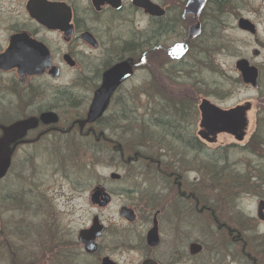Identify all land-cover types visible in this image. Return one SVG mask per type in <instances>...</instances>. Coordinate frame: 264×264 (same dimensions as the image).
Segmentation results:
<instances>
[{"label":"flooded vegetation","instance_id":"1","mask_svg":"<svg viewBox=\"0 0 264 264\" xmlns=\"http://www.w3.org/2000/svg\"><path fill=\"white\" fill-rule=\"evenodd\" d=\"M191 1L0 0V109L11 108V112L0 116V140H5L0 161L8 163L0 171V185L14 181L15 177L20 179L22 207L34 210L42 225V241L36 236L35 242L41 246V260L37 258V263L72 264L73 261H68L73 258L91 264L88 260L96 258L99 264H227L228 259V264H264V257H252L247 253L246 240L229 229L227 235L234 247L219 251L209 256L210 259L204 256L207 251L200 240H189L184 228L175 249L164 242V230L168 231L171 221L178 215L185 218L186 203H191L198 214L207 213L225 229L234 219L221 217V194L229 187L220 191L219 184L225 180L227 186L247 197V186L251 189V179L257 180L264 162L259 155L247 154V150L254 151L252 142L261 140L264 145V124L263 118L260 119L264 112L261 104L264 102V23L258 20L264 13V0H260L258 7L255 0H197V6L187 13ZM243 21L247 29L240 26ZM195 26L198 33L191 37L190 30ZM227 32H238L246 39L247 55L237 57L236 61H247L251 77L244 85L256 91L261 102L251 99L244 105L223 108L219 100L212 103L203 98L193 112L194 127L185 121H168V117L171 119L168 112L162 119L152 114L153 127L156 122L168 124V129L158 126L165 131L162 138L180 149L179 152L164 149L160 155L165 167L164 171L159 167L157 170L164 182V191L158 193V196L163 194L160 203H153L158 198L146 187H131L132 190L119 185L123 176L117 172L92 186L84 179H76L77 189L70 187L65 203H70L71 195L77 192H88L91 205L105 214L103 220L100 215L91 221L92 225L98 218L103 231L95 240L96 250L88 253L79 236L91 225L78 234H69L62 225L66 213L59 211L56 200L39 191L34 174L14 173L12 162L20 156L29 167V162L37 161L40 155L42 160L58 161L90 159L94 154L124 163L119 127L124 122L139 124L140 120L139 107H130L127 99L150 98L162 92L163 95L174 93L176 97L178 91L173 87L186 81L189 53L194 49L224 46L228 43ZM221 33H224L222 42ZM182 45L188 48L187 52L181 58H172L170 51ZM144 66L148 83L140 91L134 90L135 74L145 72L139 68ZM159 74L166 83L163 86ZM109 89L102 114L91 120L97 94ZM204 101L213 106L205 115L200 110ZM181 111L179 106L172 112ZM182 146L194 148L196 157L203 159L195 186L190 187L196 191L192 190L193 193H188L182 169L177 167L183 157ZM172 152L181 155L174 170L170 169ZM131 162L128 158L127 163ZM151 162L160 164L154 158ZM67 178L70 177H65L70 184ZM237 179H243L242 188ZM206 182L212 185V190H205ZM96 194L99 198L95 202ZM261 203L263 212L260 214L258 210L257 217L264 222V198H259L258 205ZM114 207L118 222L108 215ZM124 208L133 212V222L122 216ZM153 229L157 230L156 238L150 242L149 233ZM29 242L30 238L25 237V243ZM194 244L202 250L192 252ZM48 253L54 256V261L51 262ZM128 254H133L134 260L128 259ZM45 257L49 258L48 262L44 261Z\"/></svg>","mask_w":264,"mask_h":264},{"label":"rangeland","instance_id":"2","mask_svg":"<svg viewBox=\"0 0 264 264\" xmlns=\"http://www.w3.org/2000/svg\"><path fill=\"white\" fill-rule=\"evenodd\" d=\"M258 3H260V0H255L257 7ZM244 6L245 4H242V8ZM262 10L264 11V9ZM258 20L264 23V13L261 17H258ZM223 36L224 33H221V42ZM225 38L228 43L220 48L194 49L189 53L186 59V81L175 84L176 87H173L174 90L178 91L175 92L176 97L174 93L163 95L162 92L156 93L150 98L141 96L127 99L130 107H139L140 120L139 124L131 121L128 125L124 122L121 124L122 129L121 126L119 127V139L123 141L124 163H120L119 160L116 163L115 159L110 156L94 154L90 159H84V157L62 158L58 161L42 160V155H40L37 161L29 162L30 166L27 167L20 156H17V159L12 162L11 170L18 174L28 171L35 175L39 191L43 192L49 199L54 198L56 200L55 205H57L59 211L66 213L62 220V225L69 234H78L82 228H88L94 216L99 217L101 215L102 220L105 218V214L101 213L100 209L91 205L88 192H77L71 195L73 200L70 203H65V197L70 196V187L73 185L77 189L78 178L84 179L87 184L92 186L101 181L104 176L109 178L112 172H117L123 176V180L119 185L132 190L135 187H138V189L146 187L148 192L153 193L154 197L158 198L153 203H160L163 194L158 196V193L160 190L164 191V182L158 175L157 170L158 167L160 170H165L160 155L164 149L165 151L171 149L173 152L175 150L179 152L180 149L173 148L175 146L174 143L162 138L165 135V131L159 129L158 126L153 127L151 115L154 114L156 119H162L165 112H168L167 114L170 117H173V114H178L177 117L185 118V123H192L194 127L196 114L193 112L196 111V107H198L203 98L208 99L212 103L219 100L223 108L244 105L245 102L251 99L252 101L261 102L260 97L256 95V91L246 89L244 84L247 85V82L237 68L236 58L247 55V48H244L246 39L238 32H227ZM141 61L145 62L143 59ZM139 68L146 70L145 72H137L133 80L134 90L140 91L148 83V71L145 66ZM158 78L162 80V86L166 84L160 74ZM124 89L127 90L126 87ZM261 104H264V102H261ZM179 106L182 109L181 112H172ZM184 107H186L187 111ZM6 112H11V108H1L0 116H3ZM260 117V119L263 118L262 122L264 124V112H261ZM252 143L253 147L251 149L254 151L247 150V154L259 155L264 159V145H261V140L260 143L258 141ZM181 148L184 150L182 151L181 165L177 166L176 163L181 155H174L172 152L169 154L171 158L170 169L174 170L176 166L182 169V177L189 188L188 193H193V191H196L190 187L195 186V179L203 159L196 157L197 152L194 148L186 146ZM140 152L147 154V156H143ZM128 158L133 161L129 165L126 164V159ZM152 158L159 161L160 164L158 166H156V163L152 164ZM150 159L151 161H149ZM261 166H263V169L258 174L257 180L255 178L251 179V189L247 186V197L239 194L238 190H234L233 186H227L228 182L225 180L219 184L220 191L224 187L226 190L229 187L225 193L221 194L220 206L222 209L219 211L221 217H232L234 219L231 224L225 226L223 231L220 228L221 226H218L210 215L207 213L198 214L193 211L191 203H186L187 212L185 218L180 217V215L176 216V220H172L167 227L168 231L164 230L165 244L175 249L178 246L176 243L180 241L181 232L184 228L183 233L189 237V240H200L199 243H202L207 251L204 256L210 259L209 256L219 253V251H229L234 247L233 242L227 235V229H229L232 230L230 233L240 234L244 241L246 240L248 245L247 253L252 257H264V222L257 217L259 198H264V162ZM66 176L70 177L67 178V180L70 179V184L65 181ZM18 181L20 179L15 177L14 181H10L6 185H0V195L2 196L0 200V264H35V262L40 264L36 260L37 258L41 260V252L39 251L41 246L35 244V242L37 241L36 236H39L42 241V225L38 223L34 210L22 207L21 184ZM237 181L242 188L243 179H237ZM207 187H210V189H206ZM205 190H212V185L209 182L205 183ZM172 213L175 216V211H172ZM108 215L114 218L115 222H118L115 207L109 210ZM25 237L30 238L29 243H25ZM258 252L260 254H257ZM48 255L51 262L54 261V256L49 253ZM127 257L134 260L133 254H128ZM48 260L49 258L45 257L44 261L48 262ZM72 261V264H83L82 260L73 258L68 262L71 263ZM88 261L91 264H99L96 258ZM226 263H229V259L226 260ZM52 264H56V262L54 261Z\"/></svg>","mask_w":264,"mask_h":264},{"label":"water","instance_id":"3","mask_svg":"<svg viewBox=\"0 0 264 264\" xmlns=\"http://www.w3.org/2000/svg\"><path fill=\"white\" fill-rule=\"evenodd\" d=\"M197 6V0H192L187 8V13H190L193 11V9ZM240 26L244 29H247V23L246 22H241ZM198 33V28L195 26L193 28H191L190 30V36L193 37ZM187 52V47L182 45V46H177L175 48H173L170 51V55L172 58H181L185 53ZM237 68L241 71L244 80L247 82V79H249L251 77V73L249 72L250 70L247 69V62L242 61L239 62L237 64ZM111 90H101L96 98H95V102L92 108V112H91V120L98 118L106 104L107 101L109 99V95ZM213 109V106H211L207 101H204L200 107L201 112L203 113V115L208 114L209 112H211ZM5 144V140H0V156L3 152V147ZM8 163L5 160L0 161V171L5 170L7 167ZM114 178H118L117 176H113ZM99 195L96 194L93 198V200L98 201ZM263 210V206L262 204L259 205V212L261 214ZM122 216L129 220L130 222H133L135 220V216L133 215V212L131 210L128 209H123L121 212ZM103 231V227L102 225L99 223V219L95 218L93 221V224L91 226L90 229L88 230H84L83 232H81L80 236H79V241L81 242V244L84 246L85 250L88 253H92L96 250V244H95V240L102 234ZM157 233L156 229H153L150 233H149V240L150 242L152 240H155V234ZM191 250L192 252H199L202 250V247L199 245H191Z\"/></svg>","mask_w":264,"mask_h":264},{"label":"trees","instance_id":"4","mask_svg":"<svg viewBox=\"0 0 264 264\" xmlns=\"http://www.w3.org/2000/svg\"><path fill=\"white\" fill-rule=\"evenodd\" d=\"M177 115L178 114H173V117H171V119L168 118L167 120L168 121H172V122H174L176 120L177 121H184L185 120V118L177 117ZM166 125H168V124L164 123V121L163 122H156V126H159V127L165 128V129H168V127H166ZM140 154H142L143 156H147V154H145V153H141L140 152ZM220 228H221L222 231L224 230V227H220ZM230 231H232V230H230ZM227 233H228V231H227Z\"/></svg>","mask_w":264,"mask_h":264}]
</instances>
